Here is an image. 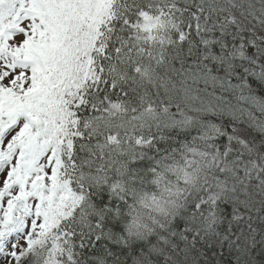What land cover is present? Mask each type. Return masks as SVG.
Segmentation results:
<instances>
[{
    "label": "snow or ice",
    "instance_id": "snow-or-ice-1",
    "mask_svg": "<svg viewBox=\"0 0 264 264\" xmlns=\"http://www.w3.org/2000/svg\"><path fill=\"white\" fill-rule=\"evenodd\" d=\"M0 264H264V0H0Z\"/></svg>",
    "mask_w": 264,
    "mask_h": 264
}]
</instances>
